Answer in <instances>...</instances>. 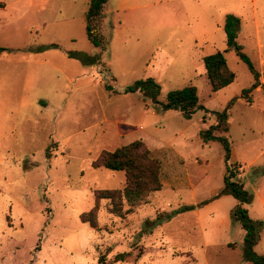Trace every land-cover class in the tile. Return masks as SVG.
Listing matches in <instances>:
<instances>
[{
  "label": "rangeland",
  "instance_id": "rangeland-1",
  "mask_svg": "<svg viewBox=\"0 0 264 264\" xmlns=\"http://www.w3.org/2000/svg\"><path fill=\"white\" fill-rule=\"evenodd\" d=\"M0 2V264H96L100 254L104 264H251L242 255L245 231L231 216L237 200L196 204L226 174L222 144L203 142L200 132L235 98L228 131L215 133L227 138V166L251 193L242 206L264 222V0H216L197 35L182 0H108L92 22L102 46L86 35L88 0ZM229 13L261 74L250 102L240 95L254 77L233 50L224 52L233 82L212 92L205 74L201 55L226 48ZM149 77L160 86L157 102L123 91ZM188 85L200 106L189 118L163 108L169 91ZM134 140L161 157L163 185L123 217L103 199L97 227L82 222L93 190L122 188L125 179L92 161ZM253 250L264 256V225Z\"/></svg>",
  "mask_w": 264,
  "mask_h": 264
},
{
  "label": "trees",
  "instance_id": "trees-1",
  "mask_svg": "<svg viewBox=\"0 0 264 264\" xmlns=\"http://www.w3.org/2000/svg\"><path fill=\"white\" fill-rule=\"evenodd\" d=\"M107 1L88 0L87 9L84 12L86 35L95 46H102L103 39L95 27H93L92 22L102 16V8ZM2 6L3 3L0 2V7ZM239 23L240 20L237 16L230 13L225 15L223 29L226 34V48L203 56V63L211 91L216 92L235 79V73L228 67L224 56L225 51L233 50L238 58L247 65L254 77L251 86L244 89L240 95L247 102H250L251 98L249 94L260 82L259 71L243 51L242 46L236 41ZM48 46H55V44ZM3 51L4 48H0V53ZM70 55L84 59V61L86 59V55H82L81 53H70ZM159 90V84L151 77L136 80L123 89L124 92H139L144 100L151 99L153 102H157ZM234 99H231L222 111L215 112V124L200 132V137L203 142L217 140L222 144L224 148L226 174L223 177L221 189L211 198L199 202L196 206H202L224 195H230L235 198L238 203L232 209L231 216L234 220L240 222L245 231L241 245L243 259L251 264H264V256L257 254L253 250V246L258 241V230L264 225V222L252 219L248 215L247 209L242 206L251 201V193L244 188L240 179H234L236 176L234 171L227 166L230 155V144L227 138L224 135L215 133L228 131L227 110L234 102ZM198 107H200L199 98L196 87L193 85L169 91L167 101L163 104V108L178 110L186 118H189L191 113ZM91 164L94 167L121 170L125 176L122 188H95L93 190V205L89 210L80 213L79 218L82 222L88 223L89 226L94 228L97 227V213L102 199L109 201L108 211L110 213L123 217L125 214L132 212L136 205L145 201L151 192L159 190L162 186L161 163L151 154L146 143L141 140L131 141L113 150L103 149ZM124 204L127 205V208H124ZM194 207V205H187L183 206L182 209L188 210ZM166 216L168 217L169 215ZM127 255L128 252L116 254L114 261H122ZM104 262L105 255L100 254L96 264H104Z\"/></svg>",
  "mask_w": 264,
  "mask_h": 264
},
{
  "label": "crops",
  "instance_id": "crops-1",
  "mask_svg": "<svg viewBox=\"0 0 264 264\" xmlns=\"http://www.w3.org/2000/svg\"><path fill=\"white\" fill-rule=\"evenodd\" d=\"M185 2V5L187 6V10H186V15H193V19H194V23L191 25V30L193 31V33H195L196 35L201 32V30L205 29L204 27V23L202 21V17L207 16L209 14V9L210 6L213 4H215L216 0H182ZM254 1V0H252ZM88 6V5H87ZM4 7V6H2ZM87 9V8H86ZM103 9V8H102ZM238 11H241V9L239 8V6L236 8ZM236 13V12H235ZM238 14V12H237ZM103 15V14H102ZM224 25V22H223ZM222 25V27H223ZM201 29V30H200ZM224 31V29H223ZM225 34V32H224ZM225 44H226V34H225ZM217 51V50H216ZM215 52V51H214ZM206 54H202L201 57L205 56ZM257 69V68H256ZM258 70V69H257ZM259 81H261V74L259 72ZM258 87V86H257ZM39 102L42 105H47L46 104V99L45 98H36V102ZM157 158L161 161V172L163 170V161L161 159V157H159L158 155H156ZM163 157V156H162ZM162 180V185H163V178L161 177ZM222 187V186H221ZM221 189V188H220ZM219 189V190H220ZM155 192V191H154ZM216 193H214L213 195H215ZM224 196H230V195H224ZM212 197V196H211ZM222 197V196H221ZM232 197V196H231ZM103 200V199H102ZM101 200V201H102ZM203 201V200H202ZM212 201V200H211ZM201 202V201H200ZM210 202V201H209ZM198 204V203H197ZM196 204V205H197ZM207 204V203H206Z\"/></svg>",
  "mask_w": 264,
  "mask_h": 264
}]
</instances>
